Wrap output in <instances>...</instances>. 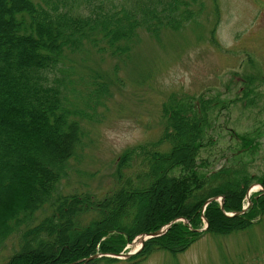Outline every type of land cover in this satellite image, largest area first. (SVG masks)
Instances as JSON below:
<instances>
[{
    "label": "trees",
    "instance_id": "16d2710c",
    "mask_svg": "<svg viewBox=\"0 0 264 264\" xmlns=\"http://www.w3.org/2000/svg\"><path fill=\"white\" fill-rule=\"evenodd\" d=\"M205 5L0 0V241L46 204L52 207L0 264H137L155 251L181 253L203 235H230L262 221L264 189L253 192L241 212L250 186L264 187V170L254 174L246 161L257 142L243 134L236 151H219L213 133L219 101L204 95H169L161 103L158 137L124 151L105 193H58L66 165L84 142L85 123L96 118L93 104L110 95L101 74H89L83 88L74 86L62 70L68 56L109 54L126 63L141 31L159 36L186 28ZM209 42L220 46L216 27ZM247 82L243 98L253 101L252 80ZM217 158L225 160L218 167ZM23 170L29 172L24 182ZM16 185L20 193L13 196ZM220 196L223 209L219 200L207 203ZM170 223L131 258L107 256ZM96 254L104 255L92 258Z\"/></svg>",
    "mask_w": 264,
    "mask_h": 264
},
{
    "label": "rangeland",
    "instance_id": "374dc122",
    "mask_svg": "<svg viewBox=\"0 0 264 264\" xmlns=\"http://www.w3.org/2000/svg\"><path fill=\"white\" fill-rule=\"evenodd\" d=\"M196 17L186 28L165 29L159 36L141 31L126 63L109 54L102 55L104 59L97 53L68 56L62 70L74 86L77 82L83 88L89 74H101L110 95L93 104L96 118L85 123L84 142L66 165L58 193L83 190L99 195L109 190L124 151L158 137L161 103L172 93L219 101L213 131L219 151L230 154L240 148V135L252 137L256 150L246 161L254 174L264 170V0H206ZM212 27L219 47L209 42ZM248 79L253 101L243 98ZM224 161L217 158L213 166ZM28 173L21 172L22 181ZM16 188L10 191L13 196L20 193L21 186ZM51 213L46 204L14 227L0 241V263L18 249L23 232ZM140 245L135 238L124 252ZM137 264H264V218L238 233L203 235L181 253L155 251Z\"/></svg>",
    "mask_w": 264,
    "mask_h": 264
},
{
    "label": "water",
    "instance_id": "95a60500",
    "mask_svg": "<svg viewBox=\"0 0 264 264\" xmlns=\"http://www.w3.org/2000/svg\"><path fill=\"white\" fill-rule=\"evenodd\" d=\"M261 188H263L262 185L258 184ZM254 188H256L255 185H252L247 193V199H248V205L246 207L243 208V210L241 212H244L245 210H247V208L249 207L250 205V196H251V192L254 190ZM217 199V197H212L210 198L207 203L209 202H212L213 200ZM221 200V205H222V209H223V204H224V199L223 197L220 198ZM230 215H233V214H230ZM175 222V221H173ZM172 222V223H173ZM168 224L167 226H165L164 228H161L153 233H144L142 234L140 237H138L140 240H141V245L139 247H137L133 252H127V253H124V252H121L120 254H110L109 256L111 257H114V258H117V259H126V258H130L132 257L133 255H135L136 253L139 252V250L144 246L146 240L152 238V237H155V236H160L162 235L163 233H165L167 231V229L170 227V225L172 224ZM207 223V222H206ZM208 228V223L206 224V226L203 228V229H206ZM102 254H96L94 256H92V258H96V257H101Z\"/></svg>",
    "mask_w": 264,
    "mask_h": 264
}]
</instances>
